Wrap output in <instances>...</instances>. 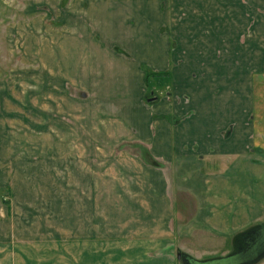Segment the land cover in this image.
<instances>
[{"label": "rangeland", "instance_id": "obj_1", "mask_svg": "<svg viewBox=\"0 0 264 264\" xmlns=\"http://www.w3.org/2000/svg\"><path fill=\"white\" fill-rule=\"evenodd\" d=\"M261 22L264 0H0V264H21L17 249L47 247L52 230L65 229L29 213L18 223L17 202L32 206L33 194H64L66 182L80 188L86 173L102 168L104 230L115 232L121 187L113 190V175L126 179L123 167L135 166L136 156L170 173L134 143L166 133L165 115L155 112L169 81L152 74L162 72L163 54L208 67L215 58L219 75L229 66L239 81L242 45ZM142 67L150 70L147 81ZM2 200L10 205L8 222ZM72 226L74 233L82 228ZM24 241L32 244L20 246Z\"/></svg>", "mask_w": 264, "mask_h": 264}, {"label": "crops", "instance_id": "obj_2", "mask_svg": "<svg viewBox=\"0 0 264 264\" xmlns=\"http://www.w3.org/2000/svg\"><path fill=\"white\" fill-rule=\"evenodd\" d=\"M242 53L236 81L229 66L219 75L215 58L212 67L198 66L202 59L180 64L183 55L165 52L161 71L170 73V96L155 113L168 116L166 133L134 143L170 173L136 156L135 166L123 167L126 179L113 175V190L121 193L113 195L112 234L104 230V168L86 173L80 188L66 182L64 194H33L32 206L17 202L18 223L29 213L30 220L47 216L53 226L65 225L52 230L47 247L21 242L30 245L17 249L21 264H41L36 257L45 254L42 264H189L188 256L193 264H264V22L251 28ZM186 96L189 104H182ZM73 223L82 224L79 233Z\"/></svg>", "mask_w": 264, "mask_h": 264}, {"label": "trees", "instance_id": "obj_3", "mask_svg": "<svg viewBox=\"0 0 264 264\" xmlns=\"http://www.w3.org/2000/svg\"><path fill=\"white\" fill-rule=\"evenodd\" d=\"M142 71L144 72V74H145V78H146V81L148 80V75H149V73H150V70L147 68V67H142ZM152 74H156V75H159V76H161V79H166V80H170V73L169 72H161V73H152ZM168 92V94L167 95H169L170 96V91L168 90L167 91ZM163 118H168V116H162ZM177 122H179V120H176ZM145 153V152H144ZM145 155H146V153H145ZM2 202L4 203V204H6L7 206H9V202L7 201V200H2Z\"/></svg>", "mask_w": 264, "mask_h": 264}]
</instances>
